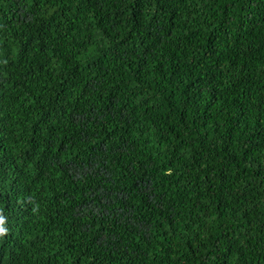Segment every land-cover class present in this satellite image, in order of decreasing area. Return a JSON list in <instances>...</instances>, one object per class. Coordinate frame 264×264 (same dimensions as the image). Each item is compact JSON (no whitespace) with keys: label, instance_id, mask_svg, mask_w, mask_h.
I'll return each instance as SVG.
<instances>
[{"label":"trees","instance_id":"trees-1","mask_svg":"<svg viewBox=\"0 0 264 264\" xmlns=\"http://www.w3.org/2000/svg\"><path fill=\"white\" fill-rule=\"evenodd\" d=\"M0 264H264V0H0Z\"/></svg>","mask_w":264,"mask_h":264},{"label":"clouds","instance_id":"clouds-1","mask_svg":"<svg viewBox=\"0 0 264 264\" xmlns=\"http://www.w3.org/2000/svg\"><path fill=\"white\" fill-rule=\"evenodd\" d=\"M4 224H5V218L2 215H0V236H3L7 233V229L3 227Z\"/></svg>","mask_w":264,"mask_h":264}]
</instances>
